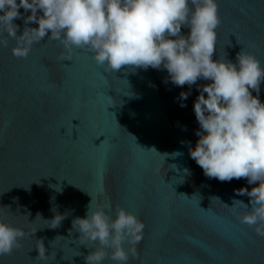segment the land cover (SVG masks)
<instances>
[{
	"label": "water",
	"instance_id": "1",
	"mask_svg": "<svg viewBox=\"0 0 264 264\" xmlns=\"http://www.w3.org/2000/svg\"><path fill=\"white\" fill-rule=\"evenodd\" d=\"M218 3L224 22L217 28L213 60L235 62L244 47L264 67V0ZM13 22L21 34L23 19ZM237 25L243 36L229 34ZM188 32L182 26L181 34ZM7 39L0 46V219L26 233L38 229L0 264H85L96 244L55 238H69L72 220L86 215L91 200L93 207L110 201L106 211L113 218L118 205L145 223L139 259L129 264H264V242L255 226L229 208L233 199L249 204L247 195L234 190H251L258 182L209 178L189 155V142L195 147L198 139L196 85L181 107L179 94L189 87L165 82L166 69L125 65L112 72L97 65L87 49L61 61L63 46L47 36L19 58L11 53L15 40ZM259 98L264 102V82ZM244 211L250 209L239 214ZM56 213L66 214L60 226H45L42 219ZM78 236L73 232L71 240ZM38 239L46 261L35 259ZM78 252L82 255L74 256Z\"/></svg>",
	"mask_w": 264,
	"mask_h": 264
},
{
	"label": "clouds",
	"instance_id": "2",
	"mask_svg": "<svg viewBox=\"0 0 264 264\" xmlns=\"http://www.w3.org/2000/svg\"><path fill=\"white\" fill-rule=\"evenodd\" d=\"M21 8L30 14L22 15ZM21 18L25 27L18 35L19 26L13 21ZM31 22L38 27L28 26ZM220 23L218 0H0V46L6 47L7 37L13 38L11 53L15 57L26 58L32 46L47 36L63 46L61 61L72 60L74 50L87 49L97 65H106L112 72L125 65L166 69L165 82L189 87L179 94L181 107L186 106L183 101L196 85L199 95L193 110L198 139L195 147L189 142V155L209 178L222 182L246 178L249 185L258 182L251 190H234L237 196L247 195L249 204L233 199L231 207L225 205L264 237V102L259 98L264 67L244 47L235 62L225 57L213 60ZM182 26L189 29L187 35L181 34ZM198 80L209 83L199 85ZM183 171L188 174V169ZM111 208L110 201L93 207L91 200L86 215L72 220L69 238L57 236L55 240L59 237L85 247L89 242L96 244L84 256L85 264L138 260L137 245L144 238L145 223L118 205L113 218L106 211ZM241 208L250 211L239 214ZM65 215L56 213L44 220L37 214L36 218L54 229ZM37 229L26 233L0 219V255L21 247V241ZM73 232L79 233L78 239L71 240ZM36 250L35 259H48L42 240H37Z\"/></svg>",
	"mask_w": 264,
	"mask_h": 264
},
{
	"label": "snow or ice",
	"instance_id": "3",
	"mask_svg": "<svg viewBox=\"0 0 264 264\" xmlns=\"http://www.w3.org/2000/svg\"><path fill=\"white\" fill-rule=\"evenodd\" d=\"M261 7L264 8V3L261 4ZM218 13H219V16H220V18H221V23H220V25H221L224 21H223V18H222V16H221V14H220V4H219V3H218ZM220 25H219V26H220ZM219 26H218V28H219ZM237 33H240V35L243 36V33L241 32V28H240L239 25H237V26L235 27V29H234L233 31H231L229 34H234V35L237 37ZM217 34H218V37H219V32H217ZM240 44H241V43H240ZM242 45H243V44H242ZM261 45L264 46V39L261 40ZM107 159H108V156L105 158L104 164L106 163ZM104 170H105V169H104V165H103V171H104ZM259 237H260V236H259ZM260 240H261L262 242H264V237H260ZM17 250H18V249H15L14 251H17ZM14 251H13L12 253H10V254L0 255V261H2L3 258H4L5 256H9V257L12 256L13 253H14Z\"/></svg>",
	"mask_w": 264,
	"mask_h": 264
}]
</instances>
